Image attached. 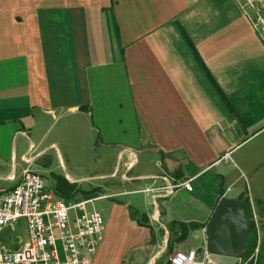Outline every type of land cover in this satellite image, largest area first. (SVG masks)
<instances>
[{
  "label": "crops",
  "instance_id": "0c3cea01",
  "mask_svg": "<svg viewBox=\"0 0 264 264\" xmlns=\"http://www.w3.org/2000/svg\"><path fill=\"white\" fill-rule=\"evenodd\" d=\"M257 6L0 0V193L32 169L85 209L111 198L92 264H170L191 248L214 264L206 224L221 196L248 202L257 162L239 146L264 127V84L247 80ZM183 179L193 188L163 187Z\"/></svg>",
  "mask_w": 264,
  "mask_h": 264
},
{
  "label": "built area",
  "instance_id": "2783aa9c",
  "mask_svg": "<svg viewBox=\"0 0 264 264\" xmlns=\"http://www.w3.org/2000/svg\"><path fill=\"white\" fill-rule=\"evenodd\" d=\"M256 1L253 24L264 41V1ZM190 182L183 179L163 187L169 191L182 185L192 189ZM15 186L17 193L0 198V264H92L105 228L102 211L85 209L86 200L75 202L57 195L47 189L43 175L32 169H26ZM78 207L83 208L81 212ZM21 216L27 217L30 238L23 246H8L1 234ZM170 264L201 261L196 249H179L171 255Z\"/></svg>",
  "mask_w": 264,
  "mask_h": 264
},
{
  "label": "rangeland",
  "instance_id": "374dc122",
  "mask_svg": "<svg viewBox=\"0 0 264 264\" xmlns=\"http://www.w3.org/2000/svg\"><path fill=\"white\" fill-rule=\"evenodd\" d=\"M261 41L262 45L260 42H255L254 38L248 39L246 53L247 55L253 56L254 59L253 61L247 62V80L250 82L252 81L253 83L258 81L259 84H264V42L262 39ZM246 135H249V133ZM239 147L241 151L246 153V158H249V156L252 155V157L256 159L255 163L257 162V169L251 173L246 168L244 171L245 178L242 179V192H247L244 193V197H247L245 199H247L249 203V215L255 225L254 231L256 233V245L254 247L253 254L257 255L264 237V220L262 218L260 219L262 215L261 212H264V127L245 139ZM107 179V184H109L108 182H114L116 178L111 177ZM241 184L242 182L240 181L238 186H241ZM94 208L102 211L106 219L111 208V198H96L87 203V209L91 210ZM1 237L3 242L11 247L24 245V243L30 238L27 217L21 216L13 222V225L6 227L1 234Z\"/></svg>",
  "mask_w": 264,
  "mask_h": 264
},
{
  "label": "water",
  "instance_id": "95a60500",
  "mask_svg": "<svg viewBox=\"0 0 264 264\" xmlns=\"http://www.w3.org/2000/svg\"><path fill=\"white\" fill-rule=\"evenodd\" d=\"M252 220L246 202L237 195H223L206 224V250L214 264H239L253 242Z\"/></svg>",
  "mask_w": 264,
  "mask_h": 264
},
{
  "label": "trees",
  "instance_id": "16d2710c",
  "mask_svg": "<svg viewBox=\"0 0 264 264\" xmlns=\"http://www.w3.org/2000/svg\"><path fill=\"white\" fill-rule=\"evenodd\" d=\"M246 202V205H247V208L249 203L244 200ZM248 213L249 212V209H248ZM252 235H253V242L252 244L244 250V253H243V259H242V264H264V237L262 239V244L260 245V250H259V253L257 255H254L253 254V250H254V247L256 245V233H255V225H254V222H252ZM254 255V256H253Z\"/></svg>",
  "mask_w": 264,
  "mask_h": 264
},
{
  "label": "bare ground",
  "instance_id": "6f19581e",
  "mask_svg": "<svg viewBox=\"0 0 264 264\" xmlns=\"http://www.w3.org/2000/svg\"><path fill=\"white\" fill-rule=\"evenodd\" d=\"M15 193H17V186H16V188H15L13 191H11V192H10V193H8V194H15ZM8 194L2 195V194L0 193V198L7 197V196H8Z\"/></svg>",
  "mask_w": 264,
  "mask_h": 264
}]
</instances>
